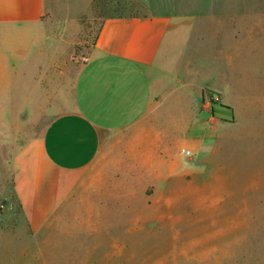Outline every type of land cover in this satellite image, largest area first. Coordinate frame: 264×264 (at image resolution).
I'll return each mask as SVG.
<instances>
[{
    "label": "rangeland",
    "instance_id": "rangeland-1",
    "mask_svg": "<svg viewBox=\"0 0 264 264\" xmlns=\"http://www.w3.org/2000/svg\"><path fill=\"white\" fill-rule=\"evenodd\" d=\"M45 2L52 25L41 47H56L74 65L92 48L101 16H169L176 33L169 48L183 60L179 71L194 89L216 76L215 86L237 93L226 100L238 102L231 106L234 121L215 139L188 158L170 155L161 182H151L157 177L146 169L134 178L123 173L97 196L72 200L35 239L15 229L18 207L8 212L9 201L0 197V264H264V0ZM224 52L231 70L221 64ZM74 70L63 77L67 86ZM28 87L24 80L23 93ZM34 98L43 111V97ZM9 125L0 134V193L24 138L22 128Z\"/></svg>",
    "mask_w": 264,
    "mask_h": 264
},
{
    "label": "crops",
    "instance_id": "crops-1",
    "mask_svg": "<svg viewBox=\"0 0 264 264\" xmlns=\"http://www.w3.org/2000/svg\"><path fill=\"white\" fill-rule=\"evenodd\" d=\"M48 14L45 0H0V134H8L9 123L24 130L0 197L8 212L18 207L15 229L31 240L72 200L97 196L123 173L134 178L146 169L157 177L151 182H161L170 155L185 158L180 149L215 139L234 121L238 102L226 100L237 93L215 86L216 76L194 89L179 71L183 60L169 48L176 33L167 15L101 16L92 48L74 65L56 47H41L52 25ZM221 56L231 70L227 52ZM73 70L67 86L63 77Z\"/></svg>",
    "mask_w": 264,
    "mask_h": 264
},
{
    "label": "built area",
    "instance_id": "built-area-1",
    "mask_svg": "<svg viewBox=\"0 0 264 264\" xmlns=\"http://www.w3.org/2000/svg\"><path fill=\"white\" fill-rule=\"evenodd\" d=\"M180 155L184 156L185 158H188L192 155L191 151L187 149H180L179 151Z\"/></svg>",
    "mask_w": 264,
    "mask_h": 264
}]
</instances>
